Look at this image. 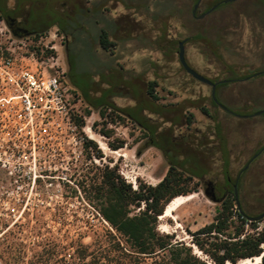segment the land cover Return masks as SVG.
<instances>
[{"label": "rangeland", "instance_id": "374dc122", "mask_svg": "<svg viewBox=\"0 0 264 264\" xmlns=\"http://www.w3.org/2000/svg\"><path fill=\"white\" fill-rule=\"evenodd\" d=\"M223 1L202 0L197 14L214 4L220 5L199 19L193 15L197 0H83L86 7L99 9L95 12L98 22L92 21L91 30L106 28L116 45L113 52L105 51L96 37L92 41L94 52L87 45L78 59L79 65L91 74L84 78L81 72L73 73L75 79L84 84L85 97L95 103L103 101L101 92L106 87V79L103 81L102 75L116 77L108 80L113 87L118 86L115 81L120 78V86L109 97V102L119 108H131L139 101L144 102L147 99L146 83L158 82L156 90L160 99L154 109L159 114L143 110L142 104L137 110L152 118L158 126L160 140L175 138L177 142L183 141L176 154L180 159L186 158L189 167L190 162L200 156L205 168L195 163L191 169L206 173L203 179H196V198L183 205L175 219H159L160 229L193 246L195 252L205 258L193 243L191 233L211 223L222 205L206 194L207 189L211 191L209 183L216 186L220 196L230 191L232 184L226 182V174L235 179L264 147V113L257 114L264 111V1ZM30 2L33 8L43 7L47 19L58 18L59 14L64 18L77 9L75 0ZM76 31L83 35L85 29L81 27ZM12 40L17 55L30 52L29 47L35 42L34 37L16 38L0 18L1 46L6 49ZM183 40L188 64L208 79L220 83L216 98L226 108L214 103L212 86L195 79L182 66L179 43ZM36 43L43 49L46 45L56 44L57 49H53L58 57L56 66L64 71L74 114L84 116L86 121L84 127L78 126L79 136H84L86 141L93 140L85 131L90 127L108 150H103L95 140L97 148L85 145L83 157L66 175L62 194L52 199L47 195L50 206L9 212L10 215L0 207V235L9 225L16 230L20 240L29 245L38 240L89 244L95 232L111 228L86 195L85 189L91 188L94 178L106 166H115L137 189L141 183L158 184L167 174L169 163L161 149L150 144L145 131L133 119L118 111L115 114L111 109L107 111L108 117L102 118L98 110L90 107L71 81L66 39L58 33L57 26H52ZM257 73L260 74L251 77ZM90 79L95 81L94 90ZM224 80L230 81L224 83ZM132 85L139 91L130 89ZM165 105H169L166 113L162 112ZM87 109L92 110L91 115H86ZM102 130H110L111 134L105 136ZM120 142L125 146L120 149L111 146V143ZM227 160H230L228 173L224 164ZM4 180V175L0 174V184ZM241 185L247 211L253 215L264 212V150L241 175L240 196ZM259 225L264 227V219ZM238 264H244V260Z\"/></svg>", "mask_w": 264, "mask_h": 264}, {"label": "trees", "instance_id": "16d2710c", "mask_svg": "<svg viewBox=\"0 0 264 264\" xmlns=\"http://www.w3.org/2000/svg\"><path fill=\"white\" fill-rule=\"evenodd\" d=\"M75 4L77 9L64 18L59 14L58 18L47 19L43 7L33 8L30 0H0V18L6 22L16 38L34 37L35 42L29 48L30 52H35L39 57L55 54V51L50 49H44L43 52V48L36 41L52 26H57L58 33L63 34L67 41L71 81L85 97L84 84L73 75L75 72H81L85 78L86 75L91 74L88 69L79 65L78 59L82 51L89 46L94 52L92 41L96 37L98 44L105 51L113 52V46L116 44L106 28L91 30L92 24L98 22L95 12L97 13L99 9L92 10L86 7L83 0H75ZM81 27L85 29L83 35L76 31ZM253 76L256 75H251ZM108 77V74L102 75V80L106 79V87L101 92L102 102H91L87 97L85 99L91 108L99 111L102 118H107V111L111 109L113 113L121 112L138 123L145 131V137L149 139L150 144L165 153L169 163L167 174L156 185L141 183L137 189H134L132 184L118 172L117 167L106 166L101 174L94 178L91 188L85 189V192L94 203L97 212L111 228L104 232H95L89 244L73 241L63 244L38 240L29 245L20 240L16 230L6 225L7 229L0 235V264H238L242 260L256 257H262L260 264H264V227L259 225L262 220L250 221L249 216L256 215L249 213L244 205L242 185L239 196L243 211L237 207L234 184L238 182L240 189L242 174L235 179L226 174V182L232 184V188L221 196L216 194L217 201L222 202L216 216L211 223L191 233L193 243L207 258L198 255L193 246L185 241L176 240L174 234L160 229V216L164 214L166 206L172 199L178 195L198 192L196 179H203L206 173L197 172L195 168L191 169L193 165L197 163L204 168L205 166L198 156L196 160L190 162L192 165L189 167L186 158L180 159L176 154L182 147L183 141L177 142L175 138H171L170 141L160 140L158 126L153 123L152 118L140 114L137 110V106L142 104L143 110L159 114L154 109L155 103L160 99L156 90L157 81L146 83L145 93L148 100L139 101L131 108H119L115 103L109 102V97L120 86L118 82L120 78L115 81L118 86L113 87L109 85L108 80L116 77L114 75ZM90 83L94 90L95 81L91 80ZM130 89L139 91L135 85ZM168 107L169 105L163 106L162 112L166 113ZM202 109L207 115L209 114L206 108ZM91 113V109L86 110L87 116ZM73 119L80 127L86 125L84 116L74 114ZM191 122L192 120L189 119V123ZM102 134L109 136L111 131L102 130ZM85 145L97 148L93 140H87ZM111 146L120 149L125 144L111 143ZM263 149L264 147L261 150ZM97 151L100 153V150ZM226 151L228 153L227 147ZM224 164L225 172L228 173L230 160ZM206 170L208 171L207 168ZM138 208L139 211L136 212Z\"/></svg>", "mask_w": 264, "mask_h": 264}, {"label": "built area", "instance_id": "2783aa9c", "mask_svg": "<svg viewBox=\"0 0 264 264\" xmlns=\"http://www.w3.org/2000/svg\"><path fill=\"white\" fill-rule=\"evenodd\" d=\"M14 43L6 49L0 44V174L6 179L0 184V207L8 214L50 206L49 198L62 194L86 143L73 119L58 57L17 55ZM46 49H57L56 44Z\"/></svg>", "mask_w": 264, "mask_h": 264}, {"label": "water", "instance_id": "95a60500", "mask_svg": "<svg viewBox=\"0 0 264 264\" xmlns=\"http://www.w3.org/2000/svg\"><path fill=\"white\" fill-rule=\"evenodd\" d=\"M237 0H224L223 2L224 3H229V2H235ZM202 0H198L197 3L195 4L194 6V9H193V14L195 15L200 4H201ZM220 5V3L218 4H215L213 7H211L207 12H204L202 14H200L198 16V18H204L205 16L209 15L211 12H213L218 6ZM179 59H180V62L182 64V66L185 68V70L191 74L195 79L199 80L200 82H203L205 84H208L210 86H212V97L213 99L218 103L217 101V98H216V89H217V86L219 83L217 82H214L210 79H208L207 77H205L204 75L200 74L197 70H195L194 68H192L189 64H188V61H187V58H186V49H185V40L183 41H180L179 43ZM260 73H257L255 75H259ZM249 78V77H248ZM247 78V79H248ZM230 80H224L223 82H228ZM219 104V103H218ZM220 105V104H219ZM222 108H226L224 107L223 105H220ZM261 113H264V111H260V112H257V114H261ZM246 168H248V165L246 166ZM209 185H211V183H209ZM234 193H235V197H236V202H237V207L243 211L242 209V205H241V201H240V196H239V189H238V182L234 185ZM194 194V193H192ZM206 194L208 196H210L212 198V200H214L215 202H218L217 201V196H216V193L215 191H209V189L206 190ZM191 195V194H189ZM189 195H178V196H189ZM176 198V197H175ZM173 200V199H172ZM171 202V201H170ZM165 212V211H164ZM165 214V213H164ZM249 219L250 221H261L264 219V212L256 215V216H249ZM262 258V257H261Z\"/></svg>", "mask_w": 264, "mask_h": 264}, {"label": "bare ground", "instance_id": "6f19581e", "mask_svg": "<svg viewBox=\"0 0 264 264\" xmlns=\"http://www.w3.org/2000/svg\"><path fill=\"white\" fill-rule=\"evenodd\" d=\"M85 131L89 134L91 139L97 141L100 144V147L103 150H105V151L108 150V147L104 143V141L99 139L90 127H87ZM196 196H197L196 194H191L189 196H177L176 198L171 200V202H169V204L166 206L165 212H164L165 214L161 215L160 219H164V218H167V217L175 219L176 218V213L179 211V209L183 205L188 203L189 201L195 199ZM164 227H167V226H164ZM251 259H253V258L245 259L244 260V264H260V262H261V257H256L253 260H251ZM230 264H232V263H230Z\"/></svg>", "mask_w": 264, "mask_h": 264}, {"label": "flooded vegetation", "instance_id": "af4514ba", "mask_svg": "<svg viewBox=\"0 0 264 264\" xmlns=\"http://www.w3.org/2000/svg\"><path fill=\"white\" fill-rule=\"evenodd\" d=\"M263 1H264V0H263ZM196 3H197V2H196ZM214 5H215V4H214ZM214 5H213V6H214ZM194 6H195V5H194ZM213 6H212V7H213ZM209 9H210V8L206 9L205 12H207ZM197 13H198V10H197V12H196L195 15L193 14L196 18H198V16L200 15V14H197ZM203 13H204V12H203ZM201 14H202V13H201ZM205 17H206V16H205ZM199 19H200V18H199ZM65 39H66V38H65ZM66 42H67V41H66ZM67 56H68V52H67ZM186 58H187V57H186ZM224 83H225V82H224ZM219 84H220V83H219ZM219 84H218V85H219ZM214 103L218 105V103H217L215 100H214ZM262 148H263V147H262ZM262 148H261V149H262ZM261 149H260V150H261ZM260 150H259V151H258V152H257L252 158H251V160L246 164V166L248 165V167H249V166L251 165V163L253 162V160H254L256 157H258V155L261 154V152H262L264 149L261 150V151H260ZM161 151H162V150H161ZM162 152H163V151H162ZM163 154H165V153L163 152ZM246 166H245L242 170H240V172L238 173V175H239V174H244V173H245V170L247 169ZM235 184H236V183H235ZM235 184H234V185H235ZM210 190H211V191L214 190L215 193L218 195V193H217V191H216V186H215L214 184H211V186H210Z\"/></svg>", "mask_w": 264, "mask_h": 264}]
</instances>
